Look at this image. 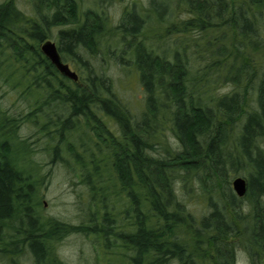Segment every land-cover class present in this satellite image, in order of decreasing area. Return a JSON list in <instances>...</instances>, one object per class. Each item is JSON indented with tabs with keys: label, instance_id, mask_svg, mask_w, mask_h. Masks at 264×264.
I'll return each mask as SVG.
<instances>
[{
	"label": "trees",
	"instance_id": "16d2710c",
	"mask_svg": "<svg viewBox=\"0 0 264 264\" xmlns=\"http://www.w3.org/2000/svg\"><path fill=\"white\" fill-rule=\"evenodd\" d=\"M15 1L0 3L8 164L34 165L37 174L43 167L19 136L28 123L49 164L61 163L87 195L80 224L41 209L30 228L11 211L12 201L20 205L13 182L25 174L0 171L1 220L27 229L22 243L34 264H66L54 248L71 232L103 252L118 249L124 264H234L239 251L264 264V0H146L123 6L117 21L107 0H89L82 15L77 0H31L30 15ZM46 39L76 81L41 53ZM108 64L140 81L139 114ZM236 177L247 182L243 197L231 188ZM190 201L203 211L193 213Z\"/></svg>",
	"mask_w": 264,
	"mask_h": 264
},
{
	"label": "rangeland",
	"instance_id": "374dc122",
	"mask_svg": "<svg viewBox=\"0 0 264 264\" xmlns=\"http://www.w3.org/2000/svg\"><path fill=\"white\" fill-rule=\"evenodd\" d=\"M4 1L0 0V3ZM77 2L80 8V15L83 14L84 10L92 7L89 0H77ZM15 3L19 10L24 11L26 14H31V0H16ZM133 3H136L139 7L145 5L146 0H111L110 2L107 0L106 6L108 9L105 8V13L112 21H117L123 6H130ZM84 55L88 56L87 54ZM91 60L93 61V59ZM94 65L97 66L95 62ZM70 67L76 71L73 66ZM105 71L113 79L120 96L128 101L133 109L132 111H136L139 114L144 108L145 94L134 72L130 70L123 72L119 67L110 66L109 64ZM7 89L5 88L6 91ZM8 101L11 102L12 100L0 93V105L2 107H10V102ZM108 126L115 131L111 122H109ZM35 132V128L25 123L19 132V136L21 139H27L32 146L31 148L36 152L30 154L29 157H33L34 160L43 165L40 173L45 175V181L47 182L41 189V200L47 203L46 210L43 211L69 224H80L82 222L81 206H85L87 199L86 189L78 183L77 178L68 173L61 163L49 164L50 157L47 153L45 154V152L41 151L44 144L40 139L37 140V133L35 134ZM13 143L14 140H12ZM188 205L193 213L200 214L204 209V206L197 201H190ZM56 251L57 256L66 264H124L123 259L119 260V258H116L121 251L112 247L111 251L106 250L103 252L102 246L96 245L91 238L76 232H71L60 242L58 241ZM13 260L14 263L10 260L0 259V264H28L29 262V260L19 256H15ZM234 264H249L248 256L244 252L239 251L236 254Z\"/></svg>",
	"mask_w": 264,
	"mask_h": 264
},
{
	"label": "flooded vegetation",
	"instance_id": "af4514ba",
	"mask_svg": "<svg viewBox=\"0 0 264 264\" xmlns=\"http://www.w3.org/2000/svg\"><path fill=\"white\" fill-rule=\"evenodd\" d=\"M42 43V42H41ZM40 43V45H41ZM56 44V43H55ZM39 45V49H40ZM57 46V45H56ZM62 58V57H61ZM62 61L66 63L69 67L71 66L68 62H65L63 59ZM54 66V65H53ZM55 67V66H54ZM56 68V67H55ZM57 70V68H56ZM7 110V113H9V110L7 107H5ZM39 134V133H37ZM36 134L37 140H41L42 138ZM28 150V149H27ZM9 140H4L0 142V155L3 158L0 160V171H6L9 174V177L11 173H19L22 172L25 175L21 176V185L18 186L15 182L14 183V189H11V193H16L15 197L20 200V205L18 203H15L12 201V198L8 196L9 203L11 202V211L13 213V218L18 217L17 215L20 214L21 221L25 219V221L28 223L29 227L31 226L33 228L34 224L31 223L33 219H35L36 215L41 216V209L46 210L47 203L42 199V193L41 189L44 187L46 181H44L43 185H39L40 180V173H35V166H22V165H14L10 166L9 163ZM29 154L36 153L32 148H29L28 150ZM33 158V157H31ZM34 160V159H32ZM36 161V160H34ZM37 162V161H36ZM34 173V174H32ZM19 176V175H18ZM34 179V180H31ZM24 201V202H23ZM20 206V207H19ZM17 207H19L18 214H14ZM10 213V212H9ZM47 218H52V215L46 214ZM9 216V214H8ZM46 217V216H45ZM4 218V217H3ZM7 218V217H6ZM54 219V218H53ZM30 227V228H31ZM27 229L24 227H21V225H16L12 229L8 224L7 220L3 221L0 217V243L2 242V246L0 245V259L1 260H10L12 263H14V257L19 256L23 257L27 260H29L28 264H34V256L31 250L25 251V245H23L22 241L25 242L26 239L22 237L21 235L25 233ZM31 237H35L36 235L33 233V231L29 234ZM20 237V238H19ZM28 245L30 249L32 247L35 249V245L37 244L34 239H32ZM56 247V245H55ZM55 253L57 254L56 248ZM11 251H15L11 255ZM17 252V254H16ZM24 253H26L24 255ZM56 257V255H55Z\"/></svg>",
	"mask_w": 264,
	"mask_h": 264
},
{
	"label": "water",
	"instance_id": "95a60500",
	"mask_svg": "<svg viewBox=\"0 0 264 264\" xmlns=\"http://www.w3.org/2000/svg\"><path fill=\"white\" fill-rule=\"evenodd\" d=\"M41 52L57 68L60 74L76 81L78 76L69 66L61 60L55 43L51 40L44 41L40 46ZM231 188L238 197H243L247 192V182L244 178L236 177L231 180Z\"/></svg>",
	"mask_w": 264,
	"mask_h": 264
},
{
	"label": "bare ground",
	"instance_id": "6f19581e",
	"mask_svg": "<svg viewBox=\"0 0 264 264\" xmlns=\"http://www.w3.org/2000/svg\"><path fill=\"white\" fill-rule=\"evenodd\" d=\"M21 143H23V142H21ZM242 178V177H241Z\"/></svg>",
	"mask_w": 264,
	"mask_h": 264
}]
</instances>
